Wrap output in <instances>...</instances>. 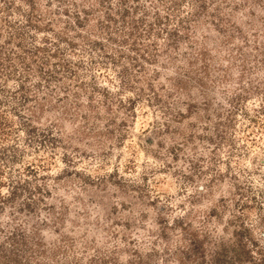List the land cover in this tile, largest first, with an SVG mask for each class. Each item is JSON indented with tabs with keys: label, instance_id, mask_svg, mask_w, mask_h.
I'll return each mask as SVG.
<instances>
[{
	"label": "rangeland",
	"instance_id": "obj_1",
	"mask_svg": "<svg viewBox=\"0 0 264 264\" xmlns=\"http://www.w3.org/2000/svg\"><path fill=\"white\" fill-rule=\"evenodd\" d=\"M263 256L264 0H0V264Z\"/></svg>",
	"mask_w": 264,
	"mask_h": 264
},
{
	"label": "trees",
	"instance_id": "obj_2",
	"mask_svg": "<svg viewBox=\"0 0 264 264\" xmlns=\"http://www.w3.org/2000/svg\"><path fill=\"white\" fill-rule=\"evenodd\" d=\"M198 246L197 245H195L193 248H197ZM246 249V248H245ZM247 250V252H249V250L248 249H246ZM249 254V256H248V260H251V259H253V262H256L257 260H255V258H254V254H252V253H248ZM246 256V257H247ZM264 257V256H263ZM228 259H230V258H228ZM224 260V259H223ZM225 260L227 261V259L225 258ZM230 262H232L231 260H229ZM234 261V260H233ZM205 263V261L204 260H200V261H198L197 262V264H204ZM113 264H124V262H122L121 260H119V259H117V260H114V262H113Z\"/></svg>",
	"mask_w": 264,
	"mask_h": 264
}]
</instances>
